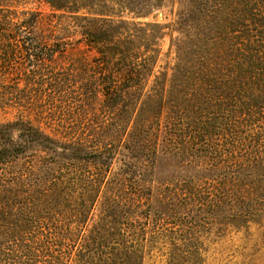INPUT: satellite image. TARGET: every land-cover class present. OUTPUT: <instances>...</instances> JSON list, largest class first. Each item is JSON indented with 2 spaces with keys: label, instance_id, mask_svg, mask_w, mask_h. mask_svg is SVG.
Listing matches in <instances>:
<instances>
[{
  "label": "trees",
  "instance_id": "trees-1",
  "mask_svg": "<svg viewBox=\"0 0 264 264\" xmlns=\"http://www.w3.org/2000/svg\"><path fill=\"white\" fill-rule=\"evenodd\" d=\"M13 1L0 0V50L23 62L0 74L28 106L0 124V264H144L154 241L182 232L168 226L179 211L217 216L253 193L245 182L264 167V0H221L215 18L200 26L186 19L177 66L151 86L162 27L120 15L145 18L165 0H43L60 13L48 16L19 12ZM56 18L96 51L90 61L79 50L71 63L100 70L95 84L75 74L43 81L67 51ZM208 44L219 51L204 56ZM42 105L61 129L41 126ZM160 158L199 175L180 182L185 192L152 203L146 191ZM74 194L82 222L102 200L101 220L84 237L66 225Z\"/></svg>",
  "mask_w": 264,
  "mask_h": 264
},
{
  "label": "rangeland",
  "instance_id": "rangeland-1",
  "mask_svg": "<svg viewBox=\"0 0 264 264\" xmlns=\"http://www.w3.org/2000/svg\"><path fill=\"white\" fill-rule=\"evenodd\" d=\"M220 1L204 0L202 3L201 0H192V2L191 0H165L161 7L154 8L151 14L145 18H134V15L124 10L120 16L127 22L157 24L162 27L161 30L156 31L157 36L160 37L159 40L153 41L156 43L153 47L158 50V53H156V61L151 67L152 76L148 79L149 86L155 77L162 73L168 74L170 77L172 69L177 66L179 47L182 46L179 41L185 39L184 24L186 19H193L195 24L202 25L207 20L216 17L214 8ZM11 5L19 12H38L45 16L60 14L53 11L43 0H16ZM110 6L113 7V5ZM194 7L195 10H193ZM192 10L194 11L193 15L189 16ZM219 17L220 15L217 14L216 22ZM91 18L94 17L91 16ZM96 24L101 28H107L103 23ZM93 25L95 22L92 23ZM53 29L57 35L56 40L67 44V51L65 55L59 56L53 64L46 66L43 81L50 82L56 75L75 74L76 82L95 84L99 73H101L100 70L88 66L72 67L71 63L75 58L81 56V53L78 54L79 50H82L84 52L82 56L84 55L90 61L97 55L96 51H88L82 42L83 36L73 32L74 28H70L63 19H53ZM210 37H215L214 33L210 34ZM207 46L204 56L210 52L219 51L211 44ZM7 58L6 51L0 50V67L6 68L2 74L14 73L23 62L21 55L16 58H12L11 55L10 60ZM23 86L24 82L19 84L20 89ZM55 104L58 106V103ZM27 106V97L15 89L10 79H3V75L0 74V124L13 122L19 117L25 116L23 109H26ZM44 106L38 107L39 111H44L42 116L45 119L41 126L61 129L58 121L54 120L55 118H48L47 113L50 111L48 108L43 109ZM30 118L35 124L40 125L34 117ZM113 167L112 173L119 168L117 164ZM183 167L181 162L175 158H160L154 174L156 183L153 185L152 191H146V196L152 198V203H156L154 198H170L175 189L179 193L185 192V187L180 185V182L199 175L194 172L190 174ZM245 183L254 189L253 193H248L246 195L248 198L224 208L223 213L220 212L217 216L213 215L210 210L206 212L197 209L194 213L179 211L175 220L168 221V226L177 228V224H179L182 232L161 242L154 241V248L147 254L144 264H264V167H261L258 173L253 178L247 179ZM249 190L251 191V189ZM256 190L257 195H255ZM101 201L91 214L86 212L87 216H84L85 221L82 222L81 217L76 218L77 212L81 210V195H71L63 209L66 215V225L81 227V236H87L89 231L101 220L103 215ZM155 208L156 205L153 204L152 211ZM168 209L169 206L166 211ZM237 216L239 219L234 220L233 218ZM179 219L183 220L179 221Z\"/></svg>",
  "mask_w": 264,
  "mask_h": 264
}]
</instances>
